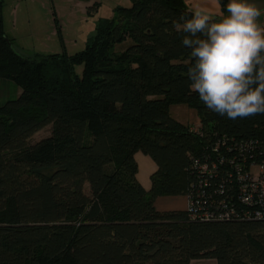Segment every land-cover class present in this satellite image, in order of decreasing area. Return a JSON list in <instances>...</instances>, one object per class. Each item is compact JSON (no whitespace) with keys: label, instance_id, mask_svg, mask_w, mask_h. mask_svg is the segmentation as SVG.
I'll return each instance as SVG.
<instances>
[{"label":"trees","instance_id":"trees-1","mask_svg":"<svg viewBox=\"0 0 264 264\" xmlns=\"http://www.w3.org/2000/svg\"><path fill=\"white\" fill-rule=\"evenodd\" d=\"M129 2L98 20L82 51L26 56L4 34L0 0V79L20 89L0 106V264H264L263 223L155 208L186 194L192 160L218 139L264 140V114L231 120L190 90L193 58L173 27L191 18L184 0ZM172 105L197 112L196 132ZM139 152L156 165L149 190Z\"/></svg>","mask_w":264,"mask_h":264},{"label":"clouds","instance_id":"clouds-1","mask_svg":"<svg viewBox=\"0 0 264 264\" xmlns=\"http://www.w3.org/2000/svg\"><path fill=\"white\" fill-rule=\"evenodd\" d=\"M228 15L215 20L200 5L190 19L173 23L190 49L189 88L212 112L231 120L264 114V27L261 9L249 0H229Z\"/></svg>","mask_w":264,"mask_h":264},{"label":"built area","instance_id":"built-area-1","mask_svg":"<svg viewBox=\"0 0 264 264\" xmlns=\"http://www.w3.org/2000/svg\"><path fill=\"white\" fill-rule=\"evenodd\" d=\"M189 170L193 181L183 196L189 221L264 224V140L220 138Z\"/></svg>","mask_w":264,"mask_h":264},{"label":"crops","instance_id":"crops-1","mask_svg":"<svg viewBox=\"0 0 264 264\" xmlns=\"http://www.w3.org/2000/svg\"><path fill=\"white\" fill-rule=\"evenodd\" d=\"M184 1L191 9L194 5H200L210 11L213 16L220 18L224 15L219 0ZM87 2H89L91 6L96 4L95 10L89 12L88 9V16L93 21V31L99 19H111L113 17L114 9L119 6L121 7L120 4H124V0H90ZM249 2L256 4L260 7L261 12H264L263 0H249ZM2 3L3 8L1 16L4 34L9 40H11L14 49L19 54H24L26 56L46 54L47 52L44 53L40 46H44V43L48 38L55 37L58 27H62L61 25H58V15L53 0H38V3H34L33 5L30 0H2ZM226 15H228V13H226L225 16ZM42 17L46 21V25L38 23V21L41 22L40 19ZM35 19L37 20V25L36 23H33V20ZM93 31L91 33L86 32L85 35L82 34L81 38L87 42ZM79 36L80 34L78 37ZM26 40L30 41L28 43L34 45L38 44V47L35 49L24 47V45H26ZM19 94L20 89H18L14 83L0 79V106L9 100L17 98ZM180 198H182L181 202L179 201ZM177 207L184 211L185 200L183 196L159 198L155 202V208L161 212L175 210ZM163 208L165 209L163 210ZM191 264H216V262L214 260H196L192 261Z\"/></svg>","mask_w":264,"mask_h":264},{"label":"rangeland","instance_id":"rangeland-1","mask_svg":"<svg viewBox=\"0 0 264 264\" xmlns=\"http://www.w3.org/2000/svg\"><path fill=\"white\" fill-rule=\"evenodd\" d=\"M32 5L38 3V0H30ZM42 1V0H41ZM50 1V0H49ZM122 3V2H121ZM53 4L55 5V10L58 15V25L62 27H58L56 31V36L48 38L44 43V46H40L46 54L40 55H49V54H66V55H74L77 52H80L85 47V41L83 40L82 34L91 33L93 31V21L88 16V7H91V4L87 1H79V0H53ZM121 7H129V0H124V4H120ZM34 19V18H33ZM41 22L38 21L39 24L46 25V21L42 17ZM88 21V22H87ZM90 21V23H89ZM37 20H33V23H36ZM36 23V25L38 24ZM258 23L264 27V12H261L260 17L258 18ZM80 36L78 37V35ZM27 47L29 49L37 48L38 44L34 45L28 43L30 41H25ZM131 42L126 39L121 44H118L115 48L118 52H123L126 47ZM36 46V47H35ZM39 48V49H40ZM169 115L178 123L182 125H189L191 127H198L200 124V118L197 112L194 109H190L184 105H172L169 107ZM51 134V127H47L40 132L36 133L32 139L31 143L38 142L44 138L49 137ZM135 161L138 166L137 170V180L141 184V186L145 190H149L150 183V175L156 170V165L153 161L143 155L142 153H136ZM182 198L179 199L181 202ZM165 208H163L164 210ZM186 209V206L184 210ZM179 207L175 208V210L171 211H179ZM170 211V210H169ZM164 212V211H162Z\"/></svg>","mask_w":264,"mask_h":264}]
</instances>
